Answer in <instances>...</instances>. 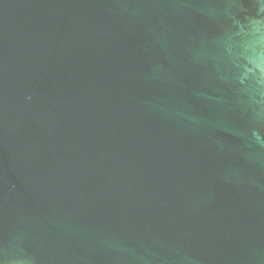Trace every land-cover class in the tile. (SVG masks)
Wrapping results in <instances>:
<instances>
[{"label": "water", "instance_id": "obj_1", "mask_svg": "<svg viewBox=\"0 0 264 264\" xmlns=\"http://www.w3.org/2000/svg\"><path fill=\"white\" fill-rule=\"evenodd\" d=\"M0 264H264V0H0Z\"/></svg>", "mask_w": 264, "mask_h": 264}]
</instances>
